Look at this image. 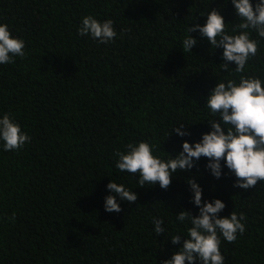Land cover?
Instances as JSON below:
<instances>
[{
	"label": "trees",
	"instance_id": "16d2710c",
	"mask_svg": "<svg viewBox=\"0 0 264 264\" xmlns=\"http://www.w3.org/2000/svg\"><path fill=\"white\" fill-rule=\"evenodd\" d=\"M213 8L235 34L241 19L231 0H0V23L26 52L0 65V118L10 113L30 136L19 150L0 141V264H160L187 239L191 225L176 219L179 211L199 214L188 177L202 187V202L224 201L220 216L245 214L234 243L221 237L224 264H264V181L234 187L223 161L216 178L201 157L167 189L140 187L139 174L115 166L129 142L146 140L167 160L210 131L208 120H220L207 107L209 92L241 74L234 62L221 70L223 48L199 32L189 33L192 52L182 49L187 27L203 25ZM86 15L112 19L114 40L80 36ZM251 38L259 49L244 74L264 87V38L254 30ZM180 123L190 135L172 130ZM110 180L137 193L132 203L117 197L119 213L105 211ZM154 217L164 219L165 234L153 231Z\"/></svg>",
	"mask_w": 264,
	"mask_h": 264
},
{
	"label": "clouds",
	"instance_id": "9594fccd",
	"mask_svg": "<svg viewBox=\"0 0 264 264\" xmlns=\"http://www.w3.org/2000/svg\"><path fill=\"white\" fill-rule=\"evenodd\" d=\"M231 2L241 19L232 29L235 34L228 33L224 17L213 8L203 25L197 22L187 27L188 34L182 41V49L184 53L192 52L197 38L189 33L199 32L207 38L212 49L223 48L220 69L230 72L233 68L229 64L234 62V71L241 74L239 82L235 79L226 82L218 80L210 90L206 104L211 113L219 114L220 120H208L211 130L203 133L194 144L184 140L182 151L176 156L170 154L171 158L164 160L154 155L156 146L146 140L129 142L124 151L117 150L116 168L121 172L139 174L140 187L159 183L162 189H167L173 174L179 170H190L201 157L208 159L206 167L216 178L222 174L223 161L236 177L234 187L247 190L264 181V87L259 77L244 74L248 60L256 56L259 49V40L251 38V30L264 38V0H256L255 5L251 0ZM78 33L80 36L90 35L100 43L113 41L117 36L112 19L98 20L92 15L82 18ZM17 56H26L25 41L13 36L7 24L0 23V65L14 63ZM187 126L180 123L172 130L183 137L191 134L185 130ZM170 135L171 132L168 137ZM0 141L5 151H13L30 142V136L22 131L10 113H5L0 118ZM186 179L199 214L192 215L184 209L179 211L176 219L191 225L187 230V239L171 258L162 260L160 264H197V260L199 264H224L221 237L234 243L238 234L242 235L246 230L245 214L233 210L229 216H220L219 213L226 207L224 201L217 198L202 202V187L193 177ZM106 187L111 193L105 197L107 212L119 213L122 210L117 197L129 203L137 200V193L123 184L110 180ZM10 219L14 221L15 214ZM153 224L156 234H165L166 225L162 217H154ZM180 239V234H177L171 237V242L179 244Z\"/></svg>",
	"mask_w": 264,
	"mask_h": 264
}]
</instances>
